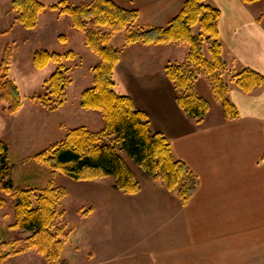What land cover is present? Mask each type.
I'll use <instances>...</instances> for the list:
<instances>
[{"label":"trees","instance_id":"obj_1","mask_svg":"<svg viewBox=\"0 0 264 264\" xmlns=\"http://www.w3.org/2000/svg\"><path fill=\"white\" fill-rule=\"evenodd\" d=\"M254 3L259 0H243ZM48 7L39 0H13L12 10L17 21L27 30L35 29L40 15ZM60 15H68L75 29L84 34L85 46L99 58L92 67L93 85L80 96V106L86 111L101 114L104 128L99 132L85 127L70 129L65 139L36 155V159L51 170L79 182H95L108 176L115 178V190L125 195H136L142 186L122 153L130 158L155 181H160L170 192H176L182 205L189 202L198 187L192 169L175 157L170 141L153 129L148 114L139 109L129 95L117 91L115 70L124 50L112 45L113 37L125 31L127 45H159L187 43L190 46L184 60L168 63L165 72L177 93L178 106L197 124H202L211 110L210 102L197 93L196 83L205 74L214 99L221 105L226 120H237L240 111L230 100L232 85L246 94L264 86V76L245 68L225 78L228 63L222 56L219 20L221 11L210 0H186L179 12L163 27L137 29L139 9H128L115 0H93L87 5H72L58 0L49 6ZM107 28L108 30H106ZM197 28V32L195 29ZM65 41L64 38H62ZM208 51L207 56L205 51ZM12 49L7 46L0 64V104L5 103L8 115L22 107V96L17 84L9 78ZM75 53H52L39 50L33 56V66L42 70L50 63L57 65L44 82L45 94L35 95L45 109L58 110L67 101L66 91L71 83L66 61ZM232 84V85H231ZM10 149L0 140V188L13 193L16 229L31 234L23 240L5 241L0 233V264L14 256L37 252L48 264H68L62 257L71 232L57 225L63 217L59 208L69 194L51 182L43 189L14 188L11 180ZM6 205L0 198V209Z\"/></svg>","mask_w":264,"mask_h":264},{"label":"rangeland","instance_id":"obj_2","mask_svg":"<svg viewBox=\"0 0 264 264\" xmlns=\"http://www.w3.org/2000/svg\"><path fill=\"white\" fill-rule=\"evenodd\" d=\"M12 1L0 0V64L5 48L10 46L13 55L9 78L19 87L22 107L16 114L8 115L5 112L6 104H0V140L7 143L10 149L11 180L15 189H43L53 182L56 187L68 190L69 194L59 208L63 217L57 221V225L65 226L71 232L62 254L68 264H162L164 255L173 256L177 264H264V246L249 241L245 235L249 232H234L245 236L239 239L245 242L240 247H205L195 241L184 211L175 218L166 215L157 207L160 199L147 196L148 193L169 192L177 197L176 192L168 191L162 182L155 181L145 173L126 152L122 156L141 183L143 194L140 196L125 195L115 190L113 176L95 182H79L61 174L53 176L51 170L35 158L63 141L70 129L85 127L89 131L99 132L104 128L100 113L86 111L80 106L81 93L93 85L92 67L99 62V58L85 46L84 34L73 27L68 15H60L49 9L58 0H39L48 8L32 30L23 28L17 21L18 15L12 10ZM92 1L68 0V3L77 6ZM115 1L125 8L139 9L141 16L135 27L148 29L153 27L151 22L148 23V8L157 11L167 7L172 19L179 12V9L176 11L178 6L182 7L186 0ZM112 45L134 52L136 56H139V52L135 49L144 48L140 43L127 45L125 31L114 36ZM39 50L75 53L74 60L66 61L71 83L66 91L67 101L58 110L45 109L38 100H33L35 95L45 94L44 82L57 68L54 63L42 70L34 68L33 56ZM188 50V44H173L171 48H166L160 62L164 59L165 63L182 62ZM197 88L202 97L213 101L205 74L200 75ZM216 109L221 111V106L217 104L214 107L212 115L207 118L209 121L216 119ZM0 198L6 202L0 209L3 240L25 239L31 233L13 227V193L7 194L0 188ZM250 218L253 222L257 221V217ZM5 264L48 263L33 250L11 257Z\"/></svg>","mask_w":264,"mask_h":264},{"label":"crops","instance_id":"obj_3","mask_svg":"<svg viewBox=\"0 0 264 264\" xmlns=\"http://www.w3.org/2000/svg\"><path fill=\"white\" fill-rule=\"evenodd\" d=\"M262 1L210 0L221 11L219 30L222 56L229 66L227 80L245 68L264 76ZM148 10L151 26L163 27L171 19L167 7ZM172 45H144L135 49L139 56L124 50L115 70L117 91L129 95L148 114L153 129L164 134L175 157L184 161L198 178L197 190L185 205L178 195L169 192L147 196L160 199L157 207L166 215L175 218L184 211L194 240L205 247L242 246L245 242L239 239L245 236L234 232H249L251 235L245 234L249 241L264 246V86L246 94L231 84L229 98L240 111V118L226 120L221 107V111L216 109V119L209 121L207 118L219 104L213 97V101L208 100L210 112L202 124H197L178 106L176 90L165 72L168 63L165 59L160 62L166 48ZM141 194L143 189L135 196ZM250 217H257V221ZM162 264L177 263L173 256L164 255Z\"/></svg>","mask_w":264,"mask_h":264}]
</instances>
